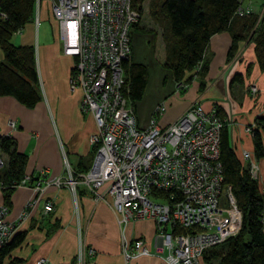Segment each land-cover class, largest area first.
I'll use <instances>...</instances> for the list:
<instances>
[{
	"label": "built area",
	"instance_id": "obj_1",
	"mask_svg": "<svg viewBox=\"0 0 264 264\" xmlns=\"http://www.w3.org/2000/svg\"><path fill=\"white\" fill-rule=\"evenodd\" d=\"M39 1L44 0H35L36 24ZM45 1L57 24L62 53L72 59L69 90L80 92L79 109L95 122L96 130L88 138L93 155L84 171L66 163L63 175L50 178L47 168H42L34 181L24 174L17 187L30 182L33 191L41 192L45 182L74 192L82 186L95 200L107 203L121 225L137 219L154 222L161 246L151 251L140 238L123 239L126 259L155 255L167 264H197L205 250L223 243L241 225L236 198L222 183L220 128L226 118L214 106L204 109L194 102L175 121L160 126L155 115L165 110L162 101L141 127L125 96L124 63L130 60L132 26L140 19L131 0ZM238 13L251 10L239 7ZM0 16L4 15L0 12ZM177 88L184 90L186 84ZM8 127L14 129L15 121L10 120ZM242 157L245 163L250 160L251 178L263 180L259 188L264 192L257 165L248 152L243 151ZM37 201L39 194L27 201L24 211L30 214ZM52 210L53 202L43 201L42 212ZM7 211L0 203V246L15 233V223L5 217ZM83 248L78 259L86 253ZM45 261L40 257L37 264Z\"/></svg>",
	"mask_w": 264,
	"mask_h": 264
},
{
	"label": "crops",
	"instance_id": "obj_2",
	"mask_svg": "<svg viewBox=\"0 0 264 264\" xmlns=\"http://www.w3.org/2000/svg\"><path fill=\"white\" fill-rule=\"evenodd\" d=\"M45 4L48 5L47 2ZM248 4L246 1L242 3L253 13H259L261 1L250 0ZM51 22L55 29L51 36L40 37L39 15L38 24L34 20L27 22L11 39L15 45H30L35 48L36 70L41 82L40 101L29 108L12 96H0V134L11 136L17 150L27 155L24 172L33 181L41 168H47L48 177L52 178L63 175L66 163L73 170L89 167L93 152L88 138L96 130L92 115L82 113L79 109L80 92L69 90L72 59L62 53L57 24L54 19ZM160 22L167 24L161 17H157L156 35L149 30L131 32L130 61L145 65L148 73L143 96L133 106L137 123L141 127L146 126L155 107L162 101L166 103V108L155 115L160 126L175 121L194 102L204 109L219 106L230 125V142L238 159L241 161L240 150L249 151L253 155L252 134L245 132L243 128L254 123L255 117L264 116V72L258 67L254 43L250 40L239 42L231 57L235 63L228 68L226 56L231 36L228 32L212 35L203 56L208 60L203 91L198 93L199 79L195 70L186 72L185 76L191 75L190 82L187 88L178 90L171 71L163 65L165 50ZM232 24L233 29L241 31L238 18ZM140 33L153 41V51L156 46V61L153 58L147 62L133 59L135 38ZM2 60L0 50V62ZM247 65L251 66L250 75H246ZM155 66L156 72L158 69L165 76L167 70L171 77L168 84L167 76L161 75L159 80L156 79L154 99L141 112L139 106L152 82L150 69ZM235 73L242 75V82L230 83ZM249 83L257 84L260 89L255 100L246 92ZM190 90L189 94L182 96ZM176 95L183 100L179 105H173L172 102ZM8 119L15 121L14 129L7 126ZM262 140L264 147V135ZM34 194L28 184L16 187L11 194V208L6 216L8 221L15 223L14 232H26L23 242L10 253L11 258H21L22 264H36L40 257L45 258L47 264H75L80 239L86 247L85 264H167L163 258L155 255L133 259H126L123 255V239L140 238L151 251L161 246V238L156 234L152 220H130L121 225L112 208L102 200H95L82 186L73 192L67 186L56 187L52 184L42 189L37 208L25 219H20L19 213ZM46 200L53 202V210L49 213L42 212V203ZM165 252L162 249L163 255ZM199 264L205 263L201 261Z\"/></svg>",
	"mask_w": 264,
	"mask_h": 264
},
{
	"label": "trees",
	"instance_id": "obj_3",
	"mask_svg": "<svg viewBox=\"0 0 264 264\" xmlns=\"http://www.w3.org/2000/svg\"><path fill=\"white\" fill-rule=\"evenodd\" d=\"M244 1L249 0H156L154 14L167 23L162 22L161 26L165 50L163 65L171 71L177 86L188 83L191 75L185 76L186 72L195 70L199 79L198 90L203 91L208 72L204 51L210 37L221 32H228L231 36L226 59L233 57L239 42L250 40L254 43L258 67L264 71V11L259 21L258 13L253 12L248 17H237L234 12ZM260 1L263 3L264 0ZM143 2L131 0L132 7L140 13ZM0 12L4 15L0 16V50L3 54L0 62V96H12L20 104L31 108L41 99L34 49L30 45H15L11 39L24 24L34 19V0H0ZM237 18L241 31L233 29L232 22ZM136 25L138 23L132 26L131 32L138 29L139 25ZM249 68L250 65H247L246 75ZM124 77L127 87L125 96L133 107L146 88L147 69L143 64L126 61ZM242 79L241 74L235 73L230 83H240ZM215 108L225 118L223 110L219 106ZM254 123L251 136L253 155L255 159H263L264 174V116L255 117ZM219 146L222 183L230 186L236 198L242 211V226L236 235L204 251L202 260L205 264H264V221L261 220L264 215V194L260 193L257 182L251 178L248 166L235 154L230 142L228 121L221 125ZM0 157L3 159L0 167L2 202L10 210L11 194L25 174L27 155L17 150L11 136L0 134ZM87 168L83 166L78 171ZM25 234V231L15 232L9 241L0 246V264L23 263L21 258H11L10 253L23 242Z\"/></svg>",
	"mask_w": 264,
	"mask_h": 264
},
{
	"label": "rangeland",
	"instance_id": "obj_4",
	"mask_svg": "<svg viewBox=\"0 0 264 264\" xmlns=\"http://www.w3.org/2000/svg\"><path fill=\"white\" fill-rule=\"evenodd\" d=\"M45 2L46 1L44 0V1H41L39 3V9H40L39 12H40V14L38 12V18H39V15H40L39 33H40V37L41 38L42 37H46V36L48 37V35L51 36L52 33L55 32V29H54V27L52 25V22H51L52 21L51 16L49 15L50 13H49L48 5L47 4L44 5ZM246 2H247V5H249L248 3L250 2V0L249 1H246ZM155 4H156V0H144V2L142 4V11H141V13L139 12L140 19L137 22L138 25H139L137 31H143L144 32V31H148L149 30V32H152L153 34L156 35V14H154V11L156 10L155 9V6H154ZM239 7L240 8H247L246 6H243V5H240ZM239 7L234 12L237 15V17L238 16L239 17H242V18L243 17H248L249 14H239L238 13ZM263 11H264V1L262 3V6H261L259 12H261V14H262ZM251 13H252V11H251ZM34 17H35V0H34ZM257 17H258L257 21H259V16L257 15ZM257 21H256V23H257ZM141 23L144 24V25L142 26ZM162 24L163 23L161 22V26H162ZM138 25H136V26H138ZM141 27H143V28H141ZM135 30H136V28H135ZM144 35L145 34H141L140 33L139 35L137 34V36L135 38V46H134L133 59L134 60H142V61L147 62L148 59H152L153 58V60L156 61V46H155V51H153V46H154L153 45V41L151 42L150 41V37H148L146 35L144 36ZM33 49H34V56H35V52L36 51H35V48L34 47H33ZM227 60H228L227 64L229 66L228 68L232 67V64L235 63L234 60L232 61L231 58L230 59H227ZM35 65H36V59H35ZM249 69H251V66H250ZM250 72L251 71L249 70L248 75H250ZM36 73H37V77H38L37 70H36ZM161 75L163 76L164 73L162 72V74H161V71L158 70V69H157V72H156V66L154 68H151L150 69V78H151L152 82H150L149 85H148V87H147L146 94H145V96H144V98H143V100L141 102V105L139 106V111L144 112V110L152 103L151 101L154 99V95L156 94V79L159 80L161 78ZM166 76H167L166 83L168 84L171 76H170V73L167 70L165 71V76H163V77H166ZM189 82L188 83H185L186 84V88H187ZM38 86L41 87V82H40V79L39 78H38ZM259 90L260 89L258 88V85L255 84V83H249L247 85V88H246V92L248 94H250V98L251 99H254V100L258 96ZM190 92H191V90L189 92H186V93L182 94V96L185 97V94H189ZM198 93H201V92L198 90ZM182 101L183 100L178 95L174 96V98L172 99L173 105H179V103H181ZM9 122H10V120L8 119L7 122H6L7 126L9 124ZM253 127H255V123H251L248 126L246 125V126H244L243 129H244L245 132H248L251 135L252 134V128ZM250 128H251V130H250ZM243 151H246V150H240V158H241L242 163L245 164V162H243V157H242ZM246 152L249 153L251 161L254 162L257 165V167H258V171H257L258 172V177L259 178H262V177L264 178L263 165H262L263 164V159H255L254 156L249 151H246ZM3 158L5 159V157H3ZM246 163H247V166H248V164L250 163V160H248ZM262 181L263 180H259V182L257 181L258 187L262 186ZM48 185H50V184H45V182H42L41 183V188L43 189L44 187H46ZM28 186L31 187V189L33 190L30 182L28 183ZM42 189H40L39 191H42ZM34 193L35 194L31 198H35L36 199V198H38V194H40L41 192H35L34 191ZM260 193L262 195L264 194V192H260ZM28 200H30V199H28ZM27 201H26V203H27ZM0 203L3 204L2 201ZM38 204H39V202L37 201V204L33 207V209H31L29 211V213H31L34 209H36L37 206H38ZM24 210H25V205H24L22 211L19 213V217H21L22 219H25L29 215ZM8 212H9V210L7 211V213ZM241 213H242V211H241ZM241 226H242V217H241V225H240L239 231L241 229ZM263 227H264V222H263ZM237 233H235V234H233L231 236H234ZM80 242H81L80 243V247L78 248L77 253H76L77 256H76L75 264H85V262H86L85 261V254L82 253L84 251V248H83V246H84L83 240L80 239ZM80 248H82V252H81L82 254H81V258L78 259V255L80 253ZM131 259H133V258H131ZM201 261H203L202 260V257H201L200 261L197 264H199ZM45 262L47 264V261H45ZM36 264H37V261H36Z\"/></svg>",
	"mask_w": 264,
	"mask_h": 264
}]
</instances>
